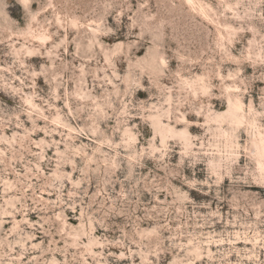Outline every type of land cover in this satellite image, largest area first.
Instances as JSON below:
<instances>
[{"label":"rangeland","instance_id":"obj_1","mask_svg":"<svg viewBox=\"0 0 264 264\" xmlns=\"http://www.w3.org/2000/svg\"><path fill=\"white\" fill-rule=\"evenodd\" d=\"M0 264H264V0H0Z\"/></svg>","mask_w":264,"mask_h":264}]
</instances>
